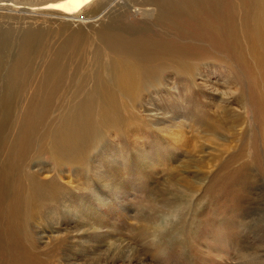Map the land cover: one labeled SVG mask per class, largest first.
I'll return each mask as SVG.
<instances>
[{"label": "bare ground", "instance_id": "obj_1", "mask_svg": "<svg viewBox=\"0 0 264 264\" xmlns=\"http://www.w3.org/2000/svg\"><path fill=\"white\" fill-rule=\"evenodd\" d=\"M130 8L152 13L163 35L121 19L92 28ZM0 11L11 13L0 15L2 26L15 23L0 28V264H115L84 250L69 255V231L41 236L40 246L27 231L35 217L49 223L55 205L70 210L73 182L62 180L86 169L93 143L107 134L118 142H140L136 132L171 137V127L193 120L194 128L238 144L216 183L230 176L239 200L255 204L244 193L264 180V0H0ZM217 72L227 90L219 102L204 94L208 86L215 92L207 76ZM249 118L252 137L239 144ZM182 188L191 195L195 186ZM228 233L206 248L217 254L220 243L231 245L240 264L261 261L244 235Z\"/></svg>", "mask_w": 264, "mask_h": 264}, {"label": "rangeland", "instance_id": "obj_2", "mask_svg": "<svg viewBox=\"0 0 264 264\" xmlns=\"http://www.w3.org/2000/svg\"><path fill=\"white\" fill-rule=\"evenodd\" d=\"M5 12L0 11V15L11 14ZM118 13L122 11H114L92 28L98 30L121 19L132 27L149 25L152 35L162 34L159 31L162 29L153 25L152 13L144 15L138 8H130L121 18ZM6 22L8 25L4 27L15 24L11 20ZM37 61L33 67L39 69ZM1 72L4 82L5 72ZM218 74L221 75L217 72L207 76L216 83V93L208 86L204 94H212L213 100L219 102L221 94L223 97L227 90ZM198 80L199 83L201 79ZM155 123L152 129L160 125L159 121ZM192 125L193 120L185 121L180 128L174 125L170 129L171 137L136 132L134 135L140 142H132V138L118 142L109 138V134L100 138V142H94L96 151L85 162L86 169L68 174V180H62L63 183L73 182V192L70 191L68 198L70 210L53 206L49 223L45 216L35 217L27 227L31 237L36 241L43 235L57 236L69 231L67 236L72 237V246L64 248L69 255L84 250L106 259L116 258L115 264H240L239 254L231 245L220 243L223 252L217 254L206 248L207 244L212 245L211 239L220 241L221 233L227 230L231 240L244 235L250 254L261 260L255 264H264V180L258 179L255 187L244 193L246 198L253 201L255 198V204L250 200L243 204L239 200L243 194L237 181L230 176L224 178V172L221 181L225 184L218 185L216 173L238 144L229 138L215 139ZM249 126L248 138L239 144L252 137L254 123L250 118ZM255 127L258 129L259 125ZM178 131L182 132V138L174 136ZM91 159L97 163L95 169L91 167ZM50 175L44 173L42 177ZM75 184L82 187L75 188ZM184 184L195 186L191 195L184 192ZM48 227L50 230L45 229ZM79 237L83 241H77ZM36 244L40 246L43 241ZM58 257H62L61 253L55 259Z\"/></svg>", "mask_w": 264, "mask_h": 264}, {"label": "snow or ice", "instance_id": "obj_3", "mask_svg": "<svg viewBox=\"0 0 264 264\" xmlns=\"http://www.w3.org/2000/svg\"><path fill=\"white\" fill-rule=\"evenodd\" d=\"M48 7H58V5H49Z\"/></svg>", "mask_w": 264, "mask_h": 264}]
</instances>
